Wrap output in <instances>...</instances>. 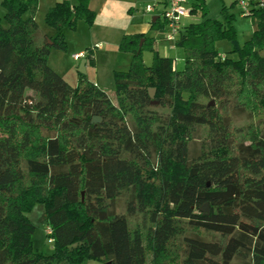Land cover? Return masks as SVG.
<instances>
[{
  "label": "trees",
  "instance_id": "16d2710c",
  "mask_svg": "<svg viewBox=\"0 0 264 264\" xmlns=\"http://www.w3.org/2000/svg\"><path fill=\"white\" fill-rule=\"evenodd\" d=\"M37 3L0 5V264H150L147 247L157 261L184 224L220 239H184L183 264H264V130L234 142L225 115L229 107L264 109V0L250 7L256 29L233 47L235 61L215 49L237 41L232 16L210 19L202 5V21L175 42L181 71L152 49V39L123 37L118 47L131 61L114 73L117 105L86 76L71 87L48 66L52 49L66 51L64 29L93 25L88 2L57 3L45 15L51 46L34 20ZM144 51L154 52L150 65ZM85 59L93 62L90 51ZM124 194L121 215L116 201ZM205 204L208 214L200 212ZM35 205L51 230L50 255L31 246L35 228L26 215ZM136 214L148 217L145 235L130 229Z\"/></svg>",
  "mask_w": 264,
  "mask_h": 264
},
{
  "label": "rangeland",
  "instance_id": "374dc122",
  "mask_svg": "<svg viewBox=\"0 0 264 264\" xmlns=\"http://www.w3.org/2000/svg\"><path fill=\"white\" fill-rule=\"evenodd\" d=\"M239 0H187L184 4L185 11L191 10L193 7L198 9V5H202L206 15L210 19L223 20L225 12L232 16V24L237 34V41L239 45H242L244 39L252 33L255 28V20L251 17H244L242 15L241 8L238 4ZM256 0H245L248 5H252ZM152 3V2H151ZM150 3V4H151ZM152 7V5H150ZM193 8V9H194ZM201 10L196 11L194 18H190L186 21L190 22L195 19L198 21L201 18ZM4 11L0 8V17ZM39 28L44 27L43 21L38 20ZM99 29H94L90 32L91 27L86 24L76 27L75 31L67 29L65 32L66 38L64 39L68 46V51H60L53 49L48 61L50 70H53L57 75L63 78L69 86L75 87L78 84L79 74L77 73V62L71 60V54L77 50L90 51L94 55V61L88 64L89 71L86 73V78L96 83L99 89H102L111 99L114 105H117V99L115 97V84L114 73L126 72L131 61V54L119 50V47L113 45L115 39L111 35L110 27L101 25ZM105 26V27H104ZM45 28V27H44ZM110 30H106V29ZM73 32H75L73 34ZM41 37V33H40ZM39 40V39H38ZM222 42V41H221ZM217 42L215 49L219 56L227 57L231 60H237L238 55L232 53L233 44L224 41V44ZM102 46V50H98V46ZM89 47V49H87ZM142 60L144 64L150 65L153 61L154 52L144 51L142 52ZM86 54V53H85ZM174 58V66L177 71H181L184 68V62L182 61L181 53L175 51L171 53ZM80 63V62H79ZM27 97H34V94L30 91L27 92ZM204 104L211 103L210 100H202ZM158 113L166 114L168 110L159 109ZM225 115L230 118V132L234 138V142H238V139L243 140L247 138L245 135L247 131H253L259 128L264 130V109L259 108L256 113L249 114L240 113L238 110H232L230 107L225 112ZM129 125L132 120L128 117ZM257 127V128H256ZM199 138H206L208 133L203 129L200 132ZM202 138V140H203ZM199 139L197 144L202 141ZM127 209V195H122L119 200L116 201V212L121 215H126ZM27 219L34 226V232L31 237L32 248L34 252L44 255H50L53 252V246L51 237L46 233L48 230L44 209L41 205H35L30 213L27 215ZM130 229H140L145 235L146 228L149 225L148 217L136 214L134 217H128ZM183 231L181 235L171 237L165 247V252L161 253V256L157 261L153 260L152 250L147 247L146 258L150 264H183L186 253L185 240L190 237H198L206 241H217L220 237L213 233H207L202 230H192L187 224L183 225ZM108 263V262H107ZM104 261L99 260H85L82 264H107Z\"/></svg>",
  "mask_w": 264,
  "mask_h": 264
},
{
  "label": "crops",
  "instance_id": "0c3cea01",
  "mask_svg": "<svg viewBox=\"0 0 264 264\" xmlns=\"http://www.w3.org/2000/svg\"><path fill=\"white\" fill-rule=\"evenodd\" d=\"M78 1L79 0H38L37 12L35 14L34 20L37 23L38 27H40L38 24V20L40 22L43 21L45 28L41 27V29L39 28L38 30L41 33L40 38L44 39L47 45H48L47 42L51 43V39L54 38L55 32L45 25V22H44L45 15L57 3L69 2L70 5L73 6L77 4ZM86 1L88 2L89 10L95 14V20L93 22V27H91L90 29V32L94 29V27L96 29H99L100 27H102L101 25L103 24L110 27L111 35H113L115 39V42L113 43V45H116V47L119 46L121 39L125 36L145 35L146 37L152 39L153 41L152 49L155 52H157L159 56L174 60L175 56L173 58L171 56V53L177 50L181 53V57L183 61V51L175 47L176 41L172 43V42H168L167 39H165L166 29H165L164 21L162 19V13L167 8L168 0H86ZM256 1L253 3H256ZM1 2L2 0H0V5H1ZM150 5H152L153 7L152 12L151 11L147 12L146 7ZM192 9L189 11H186L187 14L184 17H182L180 20L179 24L181 25V32H184L185 28L189 26L190 24L200 23L202 21V18H200L198 21H195L194 19L193 21L186 23L188 19L190 20V18H194L195 16V15H192L193 14ZM156 21L158 23L156 27L153 28L152 24H154ZM83 23H84L83 21H78L77 28L78 26H81V24ZM110 29L108 28L106 30H110ZM255 29H256V23H255V28L252 31V33L255 31ZM66 31L67 29H64L62 32L64 39L66 38V35H65ZM74 33L75 32H73V34ZM251 34H249V36H247V38L244 39V42L250 38ZM142 43H143V40L140 41L139 46H141ZM216 44H215V47H216ZM221 44H224V41H222ZM67 49H68V46H67ZM87 49H89V47H87ZM97 49L102 50L103 48L101 45H99ZM85 53L87 54V52H85L84 50H77L73 52V54H71V60L77 62V66L75 69L78 68L79 62L82 59H85L86 57ZM79 55L80 57L76 58V56H79ZM91 55H92V59H94V55L92 52H91ZM88 64L89 63L86 60L85 71L87 74L89 71ZM174 69L176 70L175 66H174ZM94 84L96 85V83Z\"/></svg>",
  "mask_w": 264,
  "mask_h": 264
},
{
  "label": "built area",
  "instance_id": "2783aa9c",
  "mask_svg": "<svg viewBox=\"0 0 264 264\" xmlns=\"http://www.w3.org/2000/svg\"><path fill=\"white\" fill-rule=\"evenodd\" d=\"M185 2L186 0H168L167 8L162 13V19L164 21L165 29H166L165 39H167L168 42L174 43L178 39V37H180L181 25L179 23H180L181 18L187 14V12L184 9ZM238 4L241 8L242 15L244 17L249 16V12L251 10L250 7H252V5H248L245 2V0H239ZM152 9L153 7L151 6L146 7L147 12L149 11L152 12ZM79 57L80 55L76 56V58H79ZM223 58L224 57L221 56V59ZM46 232L48 236L51 235V230L49 228Z\"/></svg>",
  "mask_w": 264,
  "mask_h": 264
},
{
  "label": "water",
  "instance_id": "95a60500",
  "mask_svg": "<svg viewBox=\"0 0 264 264\" xmlns=\"http://www.w3.org/2000/svg\"><path fill=\"white\" fill-rule=\"evenodd\" d=\"M48 43V45H52V43H50V42H47ZM233 44V46L235 47V49H237L238 47H237V43L236 42H233L232 43ZM140 47V46H139ZM85 63H86V60L85 59H82L81 61H80V63H79V66H78V68H77V73L79 74V75H82V76H85L86 75V71H85ZM148 95H149V98L151 99V100H153L154 99V97H155V89H148ZM212 103V102H211ZM210 103V104H211ZM151 104L152 105H158V102L157 101H152L151 102ZM92 124H99L100 122H101V119L99 118V117H93L92 118V120L90 121ZM207 186H208V184H207ZM209 208H208V205L207 204H205V205H203L201 208H200V212H202L203 214H208L209 212ZM107 264H111L110 262H108Z\"/></svg>",
  "mask_w": 264,
  "mask_h": 264
}]
</instances>
